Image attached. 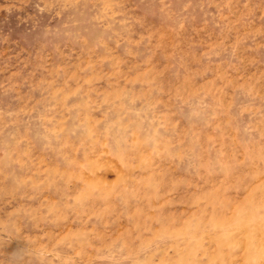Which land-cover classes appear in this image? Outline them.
<instances>
[{"label": "rangeland", "instance_id": "1", "mask_svg": "<svg viewBox=\"0 0 264 264\" xmlns=\"http://www.w3.org/2000/svg\"><path fill=\"white\" fill-rule=\"evenodd\" d=\"M0 264H264V0H0Z\"/></svg>", "mask_w": 264, "mask_h": 264}]
</instances>
